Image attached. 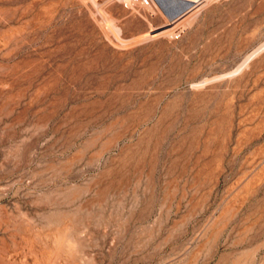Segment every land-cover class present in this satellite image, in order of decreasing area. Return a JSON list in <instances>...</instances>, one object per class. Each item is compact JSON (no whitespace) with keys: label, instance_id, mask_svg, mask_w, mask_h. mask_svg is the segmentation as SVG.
Returning a JSON list of instances; mask_svg holds the SVG:
<instances>
[{"label":"rangeland","instance_id":"rangeland-1","mask_svg":"<svg viewBox=\"0 0 264 264\" xmlns=\"http://www.w3.org/2000/svg\"><path fill=\"white\" fill-rule=\"evenodd\" d=\"M0 264H264V0H0Z\"/></svg>","mask_w":264,"mask_h":264}]
</instances>
